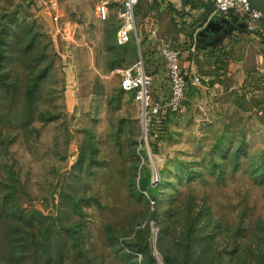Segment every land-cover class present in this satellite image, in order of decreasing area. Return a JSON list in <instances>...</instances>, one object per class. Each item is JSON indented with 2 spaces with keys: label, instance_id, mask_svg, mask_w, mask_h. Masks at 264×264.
<instances>
[{
  "label": "rangeland",
  "instance_id": "1",
  "mask_svg": "<svg viewBox=\"0 0 264 264\" xmlns=\"http://www.w3.org/2000/svg\"><path fill=\"white\" fill-rule=\"evenodd\" d=\"M253 3L254 31L223 18L209 39L211 0H140V43L119 44L113 0H0V264H264V0ZM163 45L199 83L146 145L119 71L141 62L167 80Z\"/></svg>",
  "mask_w": 264,
  "mask_h": 264
},
{
  "label": "built area",
  "instance_id": "2",
  "mask_svg": "<svg viewBox=\"0 0 264 264\" xmlns=\"http://www.w3.org/2000/svg\"><path fill=\"white\" fill-rule=\"evenodd\" d=\"M119 7L120 24L116 32V40L119 44L128 41L132 33L136 42L140 40L136 36L135 11L139 0H113ZM216 15L234 14L245 18L247 21L245 29L254 31L253 24L262 18V13L252 7L250 0H211ZM101 20L108 17L106 3H102L96 9ZM160 57L165 65L166 78L169 85V95L165 100L156 99L153 96L152 79L146 73L143 64L136 62L132 66L119 71V86L122 92L133 95L134 100L140 106V118L142 123V135L146 145L148 141H156L159 138L161 125L167 114L178 113L188 88V83L195 85L199 83V77L193 76L187 80L180 64L179 50L163 45L160 48ZM156 179L152 176L150 184ZM146 194V193H145Z\"/></svg>",
  "mask_w": 264,
  "mask_h": 264
},
{
  "label": "water",
  "instance_id": "3",
  "mask_svg": "<svg viewBox=\"0 0 264 264\" xmlns=\"http://www.w3.org/2000/svg\"><path fill=\"white\" fill-rule=\"evenodd\" d=\"M223 18H231L233 20V22H234L233 23V26L236 24V22H238V18L237 17L234 18V17L228 16V15H215L208 22V24L206 25V27L203 28L198 33V35L201 36V34L206 33L207 34V37L209 39H211L213 35H220L223 31H225L226 29H229V27H227V23H223L222 22V19ZM233 28H236V26L233 27Z\"/></svg>",
  "mask_w": 264,
  "mask_h": 264
},
{
  "label": "crops",
  "instance_id": "4",
  "mask_svg": "<svg viewBox=\"0 0 264 264\" xmlns=\"http://www.w3.org/2000/svg\"><path fill=\"white\" fill-rule=\"evenodd\" d=\"M254 1H258V0H250L252 7L254 6V3H253ZM139 4H140V0H139ZM226 15L231 16V17H234V18L237 17L234 14H226ZM237 18H238V23L239 24H243L244 30L247 31L245 29V25L247 23L246 22V19H242L241 17H237ZM253 26H254V30H255V28H257L256 27V24L254 23ZM234 30H238V29H235L234 28ZM180 64H181V67H183V64L186 65V63H181V62H180ZM237 76H239V74H237ZM150 77L152 79V89H153V93L156 96H158L159 98L164 97V95H166V93H165L166 92V89H168V86H169L168 83H167V80L162 81L161 83L157 84V77H155V76H150Z\"/></svg>",
  "mask_w": 264,
  "mask_h": 264
},
{
  "label": "trees",
  "instance_id": "5",
  "mask_svg": "<svg viewBox=\"0 0 264 264\" xmlns=\"http://www.w3.org/2000/svg\"><path fill=\"white\" fill-rule=\"evenodd\" d=\"M119 27V26H118ZM117 30H118V28H117ZM117 32V31H116ZM146 71V70H145ZM147 185L149 186L150 185V180H148L147 181ZM143 192H145V193H147L148 191H147V189L143 186ZM148 194V193H147ZM163 262H164V264H171L167 259H163Z\"/></svg>",
  "mask_w": 264,
  "mask_h": 264
}]
</instances>
